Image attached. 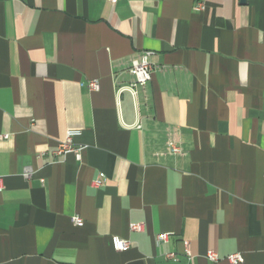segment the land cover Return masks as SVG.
Returning <instances> with one entry per match:
<instances>
[{
    "label": "crops",
    "instance_id": "0c3cea01",
    "mask_svg": "<svg viewBox=\"0 0 264 264\" xmlns=\"http://www.w3.org/2000/svg\"><path fill=\"white\" fill-rule=\"evenodd\" d=\"M0 134V264H264V0H0Z\"/></svg>",
    "mask_w": 264,
    "mask_h": 264
},
{
    "label": "built area",
    "instance_id": "2783aa9c",
    "mask_svg": "<svg viewBox=\"0 0 264 264\" xmlns=\"http://www.w3.org/2000/svg\"><path fill=\"white\" fill-rule=\"evenodd\" d=\"M106 1L110 2L111 4H115L119 0H106ZM200 7L201 6L198 5L196 8H200ZM151 54H152V52H150V51H141L131 61V64L129 67V73L132 75L133 79L131 82L124 85L123 88L128 89L129 91L135 93V89L137 87L144 86L145 84H147L151 80L152 72L155 68L154 65L152 64V62L150 61ZM98 85H99V83H98L97 79H92V80L87 82V87L91 91L97 90ZM78 133L79 132L77 130H67L65 132L64 139L59 144H57L55 150L53 151V154L55 156H59L62 154L72 153L74 155V157L77 160H79L80 156H81L80 152H81L82 147L81 146H75L73 144V138L76 135H78ZM5 137H6L5 134L4 135L0 134V138H5ZM170 151L173 153H179L180 148L176 145H172L170 148ZM23 174L25 177H29L30 172H29V170H25ZM102 179H103V176H102V174H100L99 177L96 180H94V184L100 185L102 182ZM2 187H3L2 176H0V190L2 189ZM71 220L77 226H81L83 224L82 219L76 215L71 216ZM142 228H143V225L139 224V223L130 225L131 230H142ZM167 238H168L167 233H159V234L155 235V240L157 243L166 242ZM111 243H112L113 249H115L117 251H125L130 246V242L127 239H123V238H120L118 236H112L111 237ZM185 244L187 245V242H185ZM165 256H166V258H170V259H175V260L178 259L177 255L173 252H168L165 254ZM206 257L210 261H218L219 260L218 255L212 251L207 252ZM224 259H226L231 264H238V263L242 262V256H241V254H239L237 252L225 256Z\"/></svg>",
    "mask_w": 264,
    "mask_h": 264
}]
</instances>
